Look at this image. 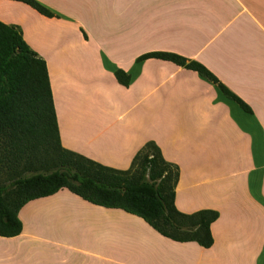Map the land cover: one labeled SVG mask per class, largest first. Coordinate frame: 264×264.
I'll use <instances>...</instances> for the list:
<instances>
[{
  "label": "crops",
  "instance_id": "crops-1",
  "mask_svg": "<svg viewBox=\"0 0 264 264\" xmlns=\"http://www.w3.org/2000/svg\"><path fill=\"white\" fill-rule=\"evenodd\" d=\"M38 1L54 16L0 0V20L47 62L63 147L126 170L154 141L180 169L178 210L219 218L204 247L63 188L21 208L0 264H264V0ZM157 51L200 62L249 110L195 70L139 60Z\"/></svg>",
  "mask_w": 264,
  "mask_h": 264
},
{
  "label": "trees",
  "instance_id": "trees-1",
  "mask_svg": "<svg viewBox=\"0 0 264 264\" xmlns=\"http://www.w3.org/2000/svg\"><path fill=\"white\" fill-rule=\"evenodd\" d=\"M17 1L54 16L38 0ZM147 58L172 61L197 71L249 110L200 62L165 51L147 53L139 60ZM115 76L123 85L131 83V75L122 69L116 70ZM0 166L12 178L9 184L0 185L2 236L22 232L19 212L29 201L67 188L96 205L120 208L142 217L174 240L196 241L204 247L213 245L211 225L219 218V212L204 209L186 214L178 210L175 195L180 169L165 159L156 142H147L126 170L105 166L63 147L47 62L25 41L18 25L1 20Z\"/></svg>",
  "mask_w": 264,
  "mask_h": 264
},
{
  "label": "rangeland",
  "instance_id": "rangeland-1",
  "mask_svg": "<svg viewBox=\"0 0 264 264\" xmlns=\"http://www.w3.org/2000/svg\"><path fill=\"white\" fill-rule=\"evenodd\" d=\"M151 150V149H150ZM7 172L5 167L1 168L0 166V185L9 184L12 180L10 174Z\"/></svg>",
  "mask_w": 264,
  "mask_h": 264
}]
</instances>
